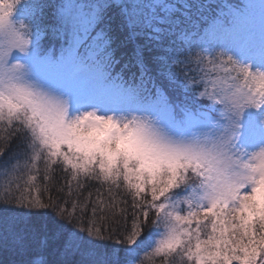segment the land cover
Instances as JSON below:
<instances>
[{
  "label": "snow or ice",
  "instance_id": "6c2138e0",
  "mask_svg": "<svg viewBox=\"0 0 264 264\" xmlns=\"http://www.w3.org/2000/svg\"><path fill=\"white\" fill-rule=\"evenodd\" d=\"M264 264V0H0V264Z\"/></svg>",
  "mask_w": 264,
  "mask_h": 264
},
{
  "label": "trees",
  "instance_id": "16d2710c",
  "mask_svg": "<svg viewBox=\"0 0 264 264\" xmlns=\"http://www.w3.org/2000/svg\"><path fill=\"white\" fill-rule=\"evenodd\" d=\"M146 264H147V259H146Z\"/></svg>",
  "mask_w": 264,
  "mask_h": 264
}]
</instances>
